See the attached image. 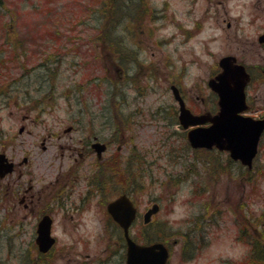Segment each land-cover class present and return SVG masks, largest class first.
I'll return each mask as SVG.
<instances>
[{
    "label": "rangeland",
    "instance_id": "rangeland-1",
    "mask_svg": "<svg viewBox=\"0 0 264 264\" xmlns=\"http://www.w3.org/2000/svg\"><path fill=\"white\" fill-rule=\"evenodd\" d=\"M15 1L22 7L10 2L14 11L15 40L22 38L34 44L48 26L62 31L64 43L73 40L80 49L75 52L72 48L64 57L57 80L51 77L46 82L35 78L34 73L27 78L33 97H17V87L13 86L12 97L0 99V152L5 145L9 156H20L21 159L27 155L33 171L39 172L47 171L50 165L54 167L50 171H54L60 160V171L66 172L74 163V157L77 158V154L70 157L78 147L71 139L76 141L81 133L67 134L65 131L78 123L87 128L99 114L106 113L95 123V130L99 132L105 119L109 118L112 125L116 121V129L119 127L120 131L115 136L124 143L112 145L105 157L119 145H123L122 157L135 148L144 158L143 173L151 177L144 179L143 192L133 195L139 213L143 215L154 203L161 207L149 227L144 229L141 220L133 227L132 234L136 238L168 240L169 264H190L210 245V234L221 239L222 232L235 229L236 237L240 239L242 228H249V233L264 238V138L249 172L233 166L225 155L216 152H197L194 158L190 152L188 157L192 160L187 159L188 166L178 162L180 167L172 170L164 157L169 148L161 147L170 134L173 136L169 141L176 146L177 153L186 149L187 144L186 132L178 125V104L171 86L180 89L193 114L215 113L217 99L210 91L208 81L219 72L218 63L224 56L233 55L249 68L253 81L246 91L250 106L246 115L264 117V48L258 42L259 35L264 32V0H196L190 3L183 0H118L121 15L117 29L111 30L114 33L111 35L112 47L99 36L95 15L102 0ZM32 2L37 8L32 7ZM228 22L232 25L229 29ZM32 44L28 47V58L17 63L33 67L45 46L37 48ZM35 49L38 51L32 57ZM55 51L51 49L47 55ZM17 63L8 64L10 71L7 74L11 77L21 74ZM68 95H73L69 103ZM82 112L83 116L80 115ZM23 126L25 131L20 134ZM89 129L94 128L89 126ZM114 131L111 128V133ZM123 132L125 134L121 136ZM109 134L110 131L99 132L103 137H110ZM88 164L81 169L85 172L82 174H86ZM187 171H192V179L185 176ZM178 174L188 179L184 184L191 185V196L186 202L191 211L186 217L173 220L169 213L181 186L174 181ZM113 188L111 192L116 195L122 186L113 185ZM100 200L101 196H98L94 209L77 224L78 229L72 234L75 238L71 244L74 245L73 253L60 252V259L50 256L41 260V264H78L85 255H90L87 261H92L121 250V233L109 222L106 204H99ZM254 204L260 206L258 210L253 209ZM17 214L11 225L3 222L4 227H10L6 230L13 233L8 237H12L14 258L0 261L3 264H32L37 260V248L35 243L31 245L27 226L21 225L24 213L18 211ZM3 216L2 212L0 220ZM68 220L60 215V246L65 242L70 244L72 240L67 234L71 228L65 227ZM1 248L0 254L9 251L8 247ZM222 264L232 262L225 260Z\"/></svg>",
    "mask_w": 264,
    "mask_h": 264
},
{
    "label": "flooded vegetation",
    "instance_id": "flooded-vegetation-1",
    "mask_svg": "<svg viewBox=\"0 0 264 264\" xmlns=\"http://www.w3.org/2000/svg\"><path fill=\"white\" fill-rule=\"evenodd\" d=\"M183 1L190 3L196 0ZM209 1L212 2V0ZM231 26V23L228 22V29ZM259 44L264 48L263 44ZM99 121L100 118L97 117L91 122L92 124L89 126H92L93 130H90L89 126L84 128L78 123V126L69 127V130L65 131L67 134L81 133V136L76 141L73 138L71 139V143L78 145V147H75L74 152H72L73 155H70V157L77 154V158L74 157L75 164L73 163L66 172L60 171V160L54 171H50L51 168H54L53 165H50V168L45 172L33 171V165L27 155H24L21 159L20 156H9L8 147L3 146L5 149L0 153H5L8 156L9 161L14 164V171L4 177H0V214L2 212L4 214L0 220V250L2 249L1 246L8 247L9 249L8 252L0 254V259H11L14 257L11 251L12 237H8L12 236L13 233L6 230L7 228L10 229V227H4L3 222H8L11 225L15 222L18 211L24 213L21 225L27 226L29 230L27 232L32 238L31 245L35 243L40 222L43 219L51 220V235L55 243L46 253L40 252L39 247L36 246L38 252L37 258L44 260L55 255L60 259V252L64 251V253L70 255L73 253L74 245L71 244L75 238L72 237V234L75 229H78L76 226H78L77 224L80 222V219L94 209L98 196H101L99 204L105 205L124 193L132 192L135 194L143 192V168H139L141 164L137 162L136 169L139 168L140 172L138 170L136 172L135 170L130 171V161L127 162L129 155L124 156L121 161L122 169L123 164L127 163L125 171L122 170V172L115 173L112 171L113 158L122 152L123 145H119L113 153L111 152L108 157H105L112 145H115L113 140L114 135L111 133L112 122L108 118L105 119V123L100 124L101 128L99 127V132L110 131V137H103L95 130V123ZM97 143L104 146V153L101 157L98 156L97 148L94 147ZM70 147L72 148V146ZM131 151L132 154H130L133 159L139 158L142 161L141 155L135 152V148ZM210 151L218 153L215 149ZM225 156L229 158L226 153ZM57 158L59 159V157ZM86 163H89L87 172L86 174H82L85 172H81V169ZM174 166H172V170L176 169ZM234 166L240 169V163L234 162ZM187 175L190 174L187 173L185 176ZM118 184L122 188H119L120 191L116 192L117 194L115 195L111 191L114 189L113 185ZM60 215L64 219H69V223L65 227L71 228L67 230V234L72 237L70 244L65 242L62 246H60ZM139 221L140 218L138 219ZM117 227L121 233V228ZM123 238L121 237L123 241L121 245L123 247L114 253V255L92 261H87L90 255H85L83 257L85 261L81 259L78 264H126V246Z\"/></svg>",
    "mask_w": 264,
    "mask_h": 264
},
{
    "label": "water",
    "instance_id": "water-1",
    "mask_svg": "<svg viewBox=\"0 0 264 264\" xmlns=\"http://www.w3.org/2000/svg\"><path fill=\"white\" fill-rule=\"evenodd\" d=\"M264 43V35L260 39ZM233 58H224L220 62L222 72L210 80L209 85L219 96L220 112L214 116L204 114L192 115L185 107L178 90L172 87L175 98L180 102V122L184 128L189 126L205 125L190 131L188 137L193 148H212L217 146L221 150H228L232 158L240 160L244 165L252 166L253 159L258 153L260 138L264 132V119L255 120L240 115L247 110L245 87L250 80L245 68L234 65ZM97 147L101 156L104 147ZM6 158L0 155V173L12 171L11 165L4 164ZM159 211L157 205L145 214V223H149L152 215ZM108 212L123 228L128 243L127 264H167L169 252L162 243L149 246L136 244L129 235L130 227L136 219L137 209L127 195H123L108 205ZM51 223L44 219L38 229L37 243L40 250L46 252L53 245L54 239L50 237Z\"/></svg>",
    "mask_w": 264,
    "mask_h": 264
},
{
    "label": "trees",
    "instance_id": "trees-1",
    "mask_svg": "<svg viewBox=\"0 0 264 264\" xmlns=\"http://www.w3.org/2000/svg\"><path fill=\"white\" fill-rule=\"evenodd\" d=\"M7 1L8 0H0V38H2V42H0V95L12 94L14 92V90L12 91V88L14 86L17 87V97L23 95L24 98H27L29 96H32V88L29 87V82L27 84L25 83V80L27 81L28 77H32V73H34L35 78L42 79L46 82L50 81L51 77H54L57 80L60 63L63 61L64 57L68 56L69 52L72 51V48L75 50V52H77L80 48H78V45H76L73 40L64 43L62 41V37L64 36L62 31L55 28L50 29L48 26L45 29L44 35H42V37L34 44L29 43L27 40H23L22 38H20L21 40H15V36L13 34V30L15 28L13 16L14 11H12L10 7V2L14 6L16 4L19 5L20 9H22V7L20 5L21 3H17V1L15 0H9V2ZM101 2L102 3L99 2L101 6L96 11L97 15H95L97 19V24L99 22V36H102L101 40L104 43H107L110 47H112L111 35L114 33L111 32V30L115 31V29H117V24L120 20L121 10L119 7H117L118 1L102 0ZM32 7L37 8L34 2H32ZM15 8L16 7H14V9ZM113 24L114 26L111 27V25ZM58 40L60 41V48L58 47ZM62 42L64 43L63 45H61ZM31 44L33 46H38L37 48H39V46H41L42 48L45 46V50H43V53L42 51L41 53H38L41 54V56L37 57L36 63H34L33 67L29 68L28 65H26L27 63L22 64L17 62H20L23 58H28V47L31 48ZM70 44L71 46L69 47ZM51 49L53 51H57L48 56L47 53ZM35 50L36 51H34L32 57L38 51L37 49ZM118 51L120 52V50ZM10 63H17L19 65L18 67L21 69V74L16 73L14 77L8 75L7 72L10 71V67L8 64ZM20 82L25 83V85L19 86L21 85ZM72 97L73 96H69L67 97V99L70 100L72 99ZM45 98L46 96L42 98V101H44ZM31 108L32 107H30L29 109L31 110ZM34 109L36 108L34 107ZM116 125L117 123L115 121V123H113L114 129L117 127ZM118 128L117 130L120 131ZM112 162V170L114 172H120L121 170H123L116 158H113ZM133 166L134 165L130 163V167L133 168ZM242 233L247 238L246 242L249 243L251 246V251L249 254L250 256L248 255V257L244 260L245 264H264V238L258 235L252 237L248 234L246 228L242 231ZM150 238H146L144 239V241L150 243L151 241H157L161 239L160 237H157L153 240Z\"/></svg>",
    "mask_w": 264,
    "mask_h": 264
},
{
    "label": "clouds",
    "instance_id": "clouds-1",
    "mask_svg": "<svg viewBox=\"0 0 264 264\" xmlns=\"http://www.w3.org/2000/svg\"><path fill=\"white\" fill-rule=\"evenodd\" d=\"M191 196V185L185 183L181 185L176 192L175 200L172 203V211L169 216L173 220H179L186 217L191 209L187 201ZM254 210L259 209V205H252ZM221 239H216L214 234H210L208 239L211 241L207 248L202 249L191 261L190 264H222L229 260L232 264H242L248 256L249 245L240 239H237L235 229H230L220 234Z\"/></svg>",
    "mask_w": 264,
    "mask_h": 264
}]
</instances>
